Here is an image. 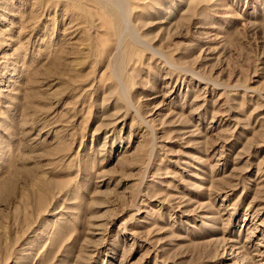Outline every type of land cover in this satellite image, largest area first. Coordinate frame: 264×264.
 <instances>
[{"label": "rangeland", "instance_id": "obj_1", "mask_svg": "<svg viewBox=\"0 0 264 264\" xmlns=\"http://www.w3.org/2000/svg\"><path fill=\"white\" fill-rule=\"evenodd\" d=\"M0 264H264V0H0Z\"/></svg>", "mask_w": 264, "mask_h": 264}]
</instances>
